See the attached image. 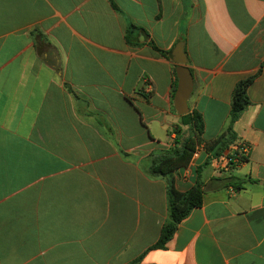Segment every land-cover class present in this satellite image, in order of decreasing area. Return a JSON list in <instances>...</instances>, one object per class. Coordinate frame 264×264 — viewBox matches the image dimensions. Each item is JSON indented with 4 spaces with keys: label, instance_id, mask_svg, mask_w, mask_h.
Segmentation results:
<instances>
[{
    "label": "crops",
    "instance_id": "1",
    "mask_svg": "<svg viewBox=\"0 0 264 264\" xmlns=\"http://www.w3.org/2000/svg\"><path fill=\"white\" fill-rule=\"evenodd\" d=\"M181 40L204 142L260 72L233 128L250 152L219 172L205 150L173 174L180 192L200 177L204 202L154 249L169 214L151 161L191 134L174 107ZM138 259L264 264V0H0V264Z\"/></svg>",
    "mask_w": 264,
    "mask_h": 264
},
{
    "label": "trees",
    "instance_id": "2",
    "mask_svg": "<svg viewBox=\"0 0 264 264\" xmlns=\"http://www.w3.org/2000/svg\"><path fill=\"white\" fill-rule=\"evenodd\" d=\"M115 7V5H113ZM138 31V28L131 25L128 29L127 40L131 43V36ZM164 57H169V52L159 50ZM260 74L250 76L239 81L232 94V107L230 111V121L226 131L211 141L204 142L202 134L205 131V122L196 111H190L187 115L181 116L182 124L190 126L191 134L184 138L181 142L176 139L175 143L180 145L162 156L154 157L151 161L149 174L151 176H163L167 178V201H168V221L164 224L161 236L158 242L153 246L154 249H165L167 244L173 238L178 225L185 220L191 212L203 205L204 202V182L199 177L195 186L187 192H180L175 187L173 174L181 167H186L191 161L192 154L197 145L203 144L207 152H213L215 155H220L224 152L231 143L236 141L234 135V125L241 118L243 112L250 105L248 89ZM177 82L174 86V94L176 92ZM176 132L180 134L179 130ZM221 188L233 187L237 190L242 188L245 180L228 176L217 179ZM242 183V184H241ZM140 259L129 264H139Z\"/></svg>",
    "mask_w": 264,
    "mask_h": 264
},
{
    "label": "water",
    "instance_id": "3",
    "mask_svg": "<svg viewBox=\"0 0 264 264\" xmlns=\"http://www.w3.org/2000/svg\"><path fill=\"white\" fill-rule=\"evenodd\" d=\"M185 43L179 41L174 49V62L176 66L177 87L174 94V107L179 116L190 113L189 99L193 92L194 79L187 66V55L184 51Z\"/></svg>",
    "mask_w": 264,
    "mask_h": 264
},
{
    "label": "built area",
    "instance_id": "4",
    "mask_svg": "<svg viewBox=\"0 0 264 264\" xmlns=\"http://www.w3.org/2000/svg\"><path fill=\"white\" fill-rule=\"evenodd\" d=\"M205 151V146L197 145L192 154V160L198 159L201 152ZM250 146L242 140H236L220 155L210 157V165L219 172H227L232 168H239L247 162Z\"/></svg>",
    "mask_w": 264,
    "mask_h": 264
}]
</instances>
